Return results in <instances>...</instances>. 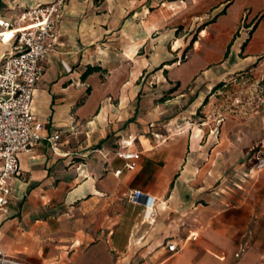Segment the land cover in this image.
<instances>
[{
  "label": "crops",
  "instance_id": "crops-1",
  "mask_svg": "<svg viewBox=\"0 0 264 264\" xmlns=\"http://www.w3.org/2000/svg\"><path fill=\"white\" fill-rule=\"evenodd\" d=\"M52 1L0 0V16ZM14 46L0 37V70ZM263 52L264 0H67L32 104L59 139L19 153L3 252L33 264H264L253 202L206 197L200 132L182 125L204 87ZM126 150L140 152L134 170ZM134 188L153 196L152 213Z\"/></svg>",
  "mask_w": 264,
  "mask_h": 264
},
{
  "label": "rangeland",
  "instance_id": "rangeland-1",
  "mask_svg": "<svg viewBox=\"0 0 264 264\" xmlns=\"http://www.w3.org/2000/svg\"><path fill=\"white\" fill-rule=\"evenodd\" d=\"M245 28L244 22L238 32ZM216 86L204 87L200 108L182 119L185 128L200 132V184L207 198L224 196L225 207L253 202L252 224L264 230V52ZM175 121L169 127L177 128ZM244 184L247 190L240 189Z\"/></svg>",
  "mask_w": 264,
  "mask_h": 264
},
{
  "label": "built area",
  "instance_id": "built-area-1",
  "mask_svg": "<svg viewBox=\"0 0 264 264\" xmlns=\"http://www.w3.org/2000/svg\"><path fill=\"white\" fill-rule=\"evenodd\" d=\"M67 0H54L24 7L15 20L0 16L3 30L12 31L14 52L9 54L0 70V207L11 202L12 181L21 173L19 153L29 150L42 138L56 141L59 134H42L43 124L36 121L32 111L35 91L42 76L41 61L58 43L59 24ZM4 39V36H0ZM125 168L136 169L140 152L120 151ZM122 169H117L119 175ZM134 203H144L146 214L154 210V198L140 188L129 192ZM168 249L176 252V242H168ZM0 264H33L13 257L0 248Z\"/></svg>",
  "mask_w": 264,
  "mask_h": 264
},
{
  "label": "bare ground",
  "instance_id": "bare-ground-1",
  "mask_svg": "<svg viewBox=\"0 0 264 264\" xmlns=\"http://www.w3.org/2000/svg\"><path fill=\"white\" fill-rule=\"evenodd\" d=\"M11 35H12V31L10 30H4V32H0V36H4V39L1 38L2 40H9ZM148 213H150V210Z\"/></svg>",
  "mask_w": 264,
  "mask_h": 264
}]
</instances>
